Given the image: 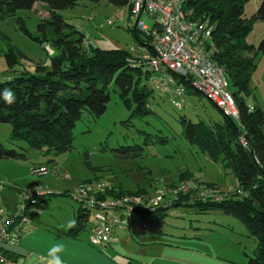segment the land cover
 Masks as SVG:
<instances>
[{
  "label": "rangeland",
  "instance_id": "obj_1",
  "mask_svg": "<svg viewBox=\"0 0 264 264\" xmlns=\"http://www.w3.org/2000/svg\"><path fill=\"white\" fill-rule=\"evenodd\" d=\"M261 1L246 3L247 17L257 11ZM59 13L70 24L84 29L98 47L126 49L135 57L141 56V43L132 34L134 27H128L125 8L106 0H82L75 7ZM46 17L48 10L42 3H37L33 9H20L15 15L0 20L1 47L7 49V42L12 43L20 61L11 70L5 56H0V80L20 69L32 72L38 62L49 64L52 48L40 45L22 30L25 25L34 36L40 35L37 27ZM143 20L152 26L153 22L146 14ZM263 39L264 21L256 20L247 42L258 47ZM255 63L249 81V101L264 111L263 52L257 53ZM147 85L154 92L149 99L151 113L133 117L132 110L126 108L110 85L111 100L106 112L93 116L84 110L74 129L73 145L66 152L45 153L24 141H12V124L0 123V140L4 146L24 154L22 158L0 159V181L3 183L0 195L2 190L5 191L0 204H8L13 209L15 203L21 201L17 188L26 191L40 188L54 193L45 201V197L40 199L43 201L41 210L47 212L50 220L57 219L67 225L74 213L77 214L76 208L80 204L61 193L74 191L79 183L95 176L124 191L146 189L149 192L146 194L156 195L165 185L180 184L181 175L188 174L201 181L200 191L210 190L224 196L240 194L236 191L233 172L184 136L183 116L193 122L222 120V113L215 103L200 93H192L179 108L169 93L154 88L148 80ZM39 167L48 168L50 173L35 174L34 168ZM82 206L86 207L85 204ZM178 212L179 215L168 214L152 223L147 232L117 231L116 243L98 250L111 258L121 256L134 264H247L249 256L254 254L258 240L237 217L221 210L201 213L182 206L178 207ZM135 221L141 223L142 219ZM95 224V211L92 210L82 235L88 234Z\"/></svg>",
  "mask_w": 264,
  "mask_h": 264
},
{
  "label": "trees",
  "instance_id": "obj_2",
  "mask_svg": "<svg viewBox=\"0 0 264 264\" xmlns=\"http://www.w3.org/2000/svg\"><path fill=\"white\" fill-rule=\"evenodd\" d=\"M80 1L0 0V20L15 15L20 9H33L37 3H42L48 10V17L42 19L37 27L40 35L34 36L25 25H22V30L40 45L52 48L49 64L47 61L38 62L32 72L20 69L0 80V92L11 89L15 93V102L11 105L0 97V123L12 124V141H24L45 153H62L71 149L74 129L83 111L87 110L93 116L106 112L111 100L110 85L126 108L132 110L133 117L152 112L149 99L154 92L147 85L149 71L146 63L136 60L133 66L129 59L134 55L129 50L98 47L84 29L70 24L59 13L75 7ZM106 1L127 11L132 7L131 0ZM248 1L186 0L184 9L190 21H208L212 26L211 38L205 42L206 49L226 74L239 117L235 119L219 108L222 113L220 122H193L183 116L184 136L213 160L222 161L225 169L233 172L236 191L241 193L205 201L191 197V193H180L174 206L201 213L221 210L237 217L258 240L247 264H264V111L249 101V81L256 66L257 53H264V39L258 47L247 42L254 22L264 21V0L251 17L245 13ZM131 30L141 46L150 41L151 38H145L146 35L138 29ZM2 39L0 34V42ZM2 55L11 70L20 63L17 49L10 42H7V49L0 44ZM192 93L198 92L187 85L186 95ZM22 157L24 154L6 148L0 140V159ZM192 177L182 174L179 182ZM98 179L95 176L83 182ZM112 186L111 195L149 193L146 189L129 192L114 184ZM61 195L70 197V192ZM167 215L162 209L155 214L158 220ZM88 217L87 209L81 205L76 215V227L68 234L77 237L85 229ZM5 253L13 256L7 251Z\"/></svg>",
  "mask_w": 264,
  "mask_h": 264
},
{
  "label": "built area",
  "instance_id": "obj_3",
  "mask_svg": "<svg viewBox=\"0 0 264 264\" xmlns=\"http://www.w3.org/2000/svg\"><path fill=\"white\" fill-rule=\"evenodd\" d=\"M131 3V10H126L128 27L133 26L146 35L145 38H151L141 46L140 57L129 59L131 64L135 66L136 60L145 62L149 71L148 81L154 88L169 93L177 107L186 103L188 85L208 97L225 114L237 119L238 107L226 74L206 49L205 42L211 38L212 31L209 22L190 21L184 9L186 0H131ZM144 14L152 20L151 27L143 20ZM243 143H246L244 139ZM33 172L42 176L50 170L39 167ZM57 172L60 173V169ZM200 183V180L191 178L175 186L165 185L156 195H111L112 183L98 179L79 183L70 192V197L80 206L85 204L88 215L95 211L96 224L92 228L90 242L101 247L108 244L117 231L147 232L150 225L158 220L155 214L159 209L179 215L174 201L180 193H193V198L202 201L224 197L210 190L200 191ZM47 194L50 192L40 188L23 190V201L15 212L0 208V264H27L22 258L6 254L4 246L17 244L24 233L32 230L29 210L39 212L40 199ZM136 218L142 222L137 223Z\"/></svg>",
  "mask_w": 264,
  "mask_h": 264
},
{
  "label": "crops",
  "instance_id": "obj_4",
  "mask_svg": "<svg viewBox=\"0 0 264 264\" xmlns=\"http://www.w3.org/2000/svg\"><path fill=\"white\" fill-rule=\"evenodd\" d=\"M17 189L20 192L19 200L23 201V189ZM1 193L3 196L0 195V202L3 200L2 198L5 197V191L2 190ZM49 197L50 196H46L43 201ZM21 201H17L13 209L10 208V205L5 203L4 205L0 204V208H6L10 212H15ZM79 207L76 208V212H78ZM76 215L77 214L74 213V220H76ZM29 217L31 219L30 226L32 227V230L28 233H24L17 244L4 246L5 251L15 257L22 258L27 264H47V252L56 242H61L65 246V251L62 254L64 264H69V261H73L75 264H92V262H98V264H134V262L127 261L121 256L111 258L104 254L103 251H99L103 248V246L98 247L92 245L90 242V234L95 225L90 229L88 234L82 235L86 229L85 227V229L77 237H73L68 234L70 229L63 230L60 228L62 223L59 220H50L46 211L40 210L37 212L29 210ZM116 233L112 236L111 241L104 246H113L114 243H116Z\"/></svg>",
  "mask_w": 264,
  "mask_h": 264
},
{
  "label": "clouds",
  "instance_id": "obj_5",
  "mask_svg": "<svg viewBox=\"0 0 264 264\" xmlns=\"http://www.w3.org/2000/svg\"><path fill=\"white\" fill-rule=\"evenodd\" d=\"M0 97H2V99L9 105L15 102V93L11 89H4L2 92H0ZM74 227H76V221L74 219L69 220L67 222V225H63V224L60 225V228L63 230H69ZM64 251H65V246L63 243L61 242L54 243L47 252V257H48L47 264H64V260L62 257Z\"/></svg>",
  "mask_w": 264,
  "mask_h": 264
},
{
  "label": "snow or ice",
  "instance_id": "obj_6",
  "mask_svg": "<svg viewBox=\"0 0 264 264\" xmlns=\"http://www.w3.org/2000/svg\"><path fill=\"white\" fill-rule=\"evenodd\" d=\"M51 239H54V238H51ZM69 264H75V262L69 261ZM92 264H98V262H92Z\"/></svg>",
  "mask_w": 264,
  "mask_h": 264
}]
</instances>
